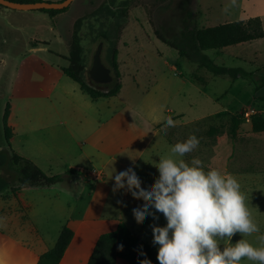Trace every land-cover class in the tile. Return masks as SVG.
Masks as SVG:
<instances>
[{
    "label": "rangeland",
    "instance_id": "obj_1",
    "mask_svg": "<svg viewBox=\"0 0 264 264\" xmlns=\"http://www.w3.org/2000/svg\"><path fill=\"white\" fill-rule=\"evenodd\" d=\"M39 1L57 3L61 0ZM230 2L74 0L54 17L42 10L22 12L0 5V55L3 56L8 47L19 54L12 55L18 60L11 61L10 68L15 67L9 81L0 77V151L7 146L4 128L6 125L11 128L12 125L11 119H6L5 123L7 102L2 101L11 85L10 94H14L15 88H20L11 98L16 105L14 122L18 128L17 136L10 145L16 154L32 160L44 171L46 162L58 152L53 144L56 135L65 132V129L70 131L71 142L64 146L67 157L52 166L54 175L65 173L71 168L67 167L68 164H72V168L91 169L90 162L83 156L73 159L80 150L79 147L72 149L73 142L75 139L83 142L87 134L83 119L77 116L78 113L72 114V105L82 106L86 114L101 112L105 117L118 110L127 121L130 119L136 124L135 128L133 124V128H130L132 134L124 132L123 123L120 122L106 134L109 143L107 151H114L115 154L113 161H108L105 166L108 179L114 171L126 170L118 164L120 158H130L125 159L128 169L133 168L131 160L139 156L134 171L146 178L148 185L153 184L157 178L155 176L159 175L153 163H158L161 157L181 159L173 156L171 147L194 134L199 138V146L182 159L190 162L192 158H199L206 172L216 169L222 174H232L241 186L254 223L260 229L258 233L244 237L237 233L231 243L244 238L253 246L260 247L257 237L264 234V133L252 131L250 118L256 113L264 115V98L261 97H264V87L260 98L251 79L215 76L181 57L159 38V34L171 39L187 28L213 27L264 14V0H236V6L226 13L224 6ZM243 8L246 15L242 12ZM74 40L81 45L83 63L88 68L93 64V56L100 42H104L102 56L107 64L110 63L109 50L116 46L122 74L118 99L104 104L102 101L94 103L80 94L72 95L73 81L54 66L70 65L67 59L69 55H64L68 51L70 54ZM206 54L218 65L240 67L264 77V38L208 50ZM54 85L58 91L66 88L68 94L58 98L55 89L50 93ZM87 103L92 107H88ZM83 110L81 115H84ZM169 117L175 121V127L164 132L161 129ZM119 132L123 138L121 148L112 140ZM136 139L138 145L134 149L130 141ZM90 147L89 143L85 145L88 151ZM105 160L100 155L94 161L100 164ZM3 174L8 175L7 170L4 169ZM109 181L114 186V174ZM12 186L8 185L2 191H6V198L11 199L10 195H14L21 204L18 198L21 189L13 192ZM36 189L39 201L43 191L54 193V190ZM5 200L0 199V264H34L38 258L34 248L21 245L18 240L22 233L19 223L21 221L27 225V215L24 216L25 213L17 208L15 212L11 211L13 213L2 211ZM63 216L67 215L51 210L46 214L38 213L35 221L45 226L48 234H51L54 223ZM159 216L166 221L163 214ZM241 264L258 262L244 258Z\"/></svg>",
    "mask_w": 264,
    "mask_h": 264
},
{
    "label": "clouds",
    "instance_id": "obj_2",
    "mask_svg": "<svg viewBox=\"0 0 264 264\" xmlns=\"http://www.w3.org/2000/svg\"><path fill=\"white\" fill-rule=\"evenodd\" d=\"M235 6L236 0H231L223 11L227 13ZM171 127H175V121L169 117L161 130L167 132ZM199 143L193 134L172 146L173 156L181 159L161 157L158 163L154 162L159 176L147 189L142 187L133 168L114 171L113 191L125 189L134 199L144 201L132 210L138 224L147 216L158 220L156 212L163 214L165 226L151 225L152 243L159 245V264H241L244 258L264 264V234L257 237L260 247L244 238L231 243L237 233L244 237L260 231L237 179L216 169L206 172L199 158L190 162L182 159L195 151ZM140 264L152 262L145 258Z\"/></svg>",
    "mask_w": 264,
    "mask_h": 264
},
{
    "label": "crops",
    "instance_id": "obj_3",
    "mask_svg": "<svg viewBox=\"0 0 264 264\" xmlns=\"http://www.w3.org/2000/svg\"><path fill=\"white\" fill-rule=\"evenodd\" d=\"M62 1V0H61ZM18 11V10H16ZM38 11V10H37ZM28 12V11H22ZM243 14L245 13V8L242 9ZM47 16V15H44ZM260 16V15H259ZM256 17V16H247L245 20L249 18ZM261 19L263 20L264 26V14H261ZM240 21V20H239ZM55 30V29H54ZM253 42V41H252ZM249 43V42H248ZM230 47V46H229ZM2 53L3 56L0 63V77L4 81H9V75L13 74L14 67L10 68L11 61L18 60V57H12V55H19L15 52L13 48L9 49ZM45 48H37V50H42ZM224 49V48H223ZM14 50V51H10ZM69 52V51H68ZM65 54L64 56H68L69 53ZM19 53V52H18ZM13 59V60H12ZM62 65L56 64L54 68L62 72L64 76H67L63 70ZM12 71L9 73V70ZM16 69V68H15ZM65 78V77H64ZM67 78H69L67 76ZM71 79V78H70ZM63 82L67 85V81L62 79ZM72 85V95L75 96L76 94H80L81 97H88L94 103H100L101 101L104 104H109L112 101L118 99V96H113L110 98H99L98 100H92L91 97L85 93L82 89L80 84L75 82L74 80ZM3 84V83H2ZM69 86V84H68ZM9 89V87H8ZM20 91V88H15L14 94ZM55 89V95L58 98H61L63 94H68L67 89H60L59 91L54 85L53 89H50V93H52ZM12 90V85L10 91ZM10 91H6L4 94V98L2 101H6L12 105V117L11 123L15 126V137L17 136L16 129L18 128L14 122L15 119V108L16 105L13 103L11 98H13L14 94H10ZM263 92V89L257 92V95L260 97ZM50 96V95H49ZM72 96V97H73ZM70 97V93H69ZM264 98L263 96H261ZM260 97V98H261ZM68 98V97H66ZM79 98V97H78ZM80 100V99H79ZM84 101V100H83ZM80 105V102L78 103ZM88 107H92L87 103ZM98 106V105H96ZM82 106H74L72 105L71 112L72 114L78 113L77 116L83 119L84 131L86 132L87 136L81 140L75 139V143L73 142V148L77 149L80 148L79 152L76 153V157L73 159L76 160L77 157L80 155L83 158L88 159L91 164V169L88 170L87 168H74L76 170L81 171L82 173V180L86 182L83 184L81 181L82 187L79 193L74 194L70 191H67L63 188L58 187H51V188H41V190H54V193L51 191H43L41 200H37V194L35 193L37 189H29L24 188L19 190V199L22 201L19 204V201L16 199L14 195L10 198H6L4 194H7L6 191L0 192V199L5 200L6 203H3L1 209L2 211L6 210V212L13 213L16 211L15 208L19 209L20 212L25 213L24 216L27 215V225L20 221V227L22 233L18 236L19 243L24 246H30L34 248V252L37 253L38 258L44 254L46 251L51 249L55 243L57 242L61 230L64 226L70 227L73 232L74 236L73 239L67 248L65 255L60 262V264H88L89 258L93 253L95 245L99 239V237L107 232L115 231L120 223V221H124L130 229H132L135 233H137L144 241L153 244V233L151 225L157 224L158 226H165L167 221H164L163 218L159 215L162 213L156 212V215L159 217L158 220H154L152 216H147L143 223L138 224L133 216V209L139 206H142L144 201L134 199L131 193H128L125 189H120L116 192L113 191V186L111 185L107 174L105 172V166L108 161H113L115 158L114 151H107L108 149V139L106 134L109 133V129L112 130L114 126H116L119 122L123 123V130L131 132L130 128H133V122L122 114L120 111L113 112L109 114L107 117L103 116L101 112L98 114H94L91 111L86 114V112L81 108ZM81 110L84 111V115H81ZM264 111V110H263ZM91 115V116H89ZM249 120V118H248ZM87 122V126H86ZM134 128L136 124L134 123ZM58 133V131L56 132ZM70 131L65 129V132L58 133L55 137V146L58 148V152L52 156V159L47 161L45 164L44 172L48 175H54L53 173V165H57V161H63L66 159L67 155L65 153L64 146L67 147L70 144ZM14 137V140H15ZM74 138V137H72ZM13 140V141H14ZM116 142L117 146L120 147V143H122L123 138L122 134L116 133L113 139ZM13 143V142H12ZM90 144V151L85 148V145ZM130 144L134 149L138 145L137 139L131 140ZM148 145V144H147ZM126 147V145H125ZM149 147V146H148ZM121 148V147H120ZM119 148V149H120ZM148 150V149H147ZM102 155L106 158L105 163L96 164L94 161L96 157ZM133 157H131L132 159ZM126 157L120 158L118 164L126 168ZM130 159V158H128ZM127 159V160H128ZM102 160V159H101ZM139 156L134 157L131 160L133 169L135 170L134 166L136 162H138ZM72 168V164H68ZM99 165V166H97ZM42 167V166H41ZM104 173V174H103ZM139 176V174H137ZM152 176V175H151ZM159 175L155 176L158 177ZM142 181V187H148L152 184L148 185L145 181L146 178L139 176ZM2 196H4L2 198ZM128 206V207H127ZM51 210H57V213L67 215L63 216L58 219L54 224L53 231L51 234L46 231L45 226H41L37 221H35V216L38 213H50ZM13 211V212H11ZM155 212V209H152ZM154 245V244H153ZM159 247V245H156ZM43 248V250H41ZM38 258H36L34 264L37 263ZM117 264H129L126 261L119 259Z\"/></svg>",
    "mask_w": 264,
    "mask_h": 264
},
{
    "label": "trees",
    "instance_id": "obj_4",
    "mask_svg": "<svg viewBox=\"0 0 264 264\" xmlns=\"http://www.w3.org/2000/svg\"><path fill=\"white\" fill-rule=\"evenodd\" d=\"M11 1L30 3L39 0ZM65 9L42 11L54 17ZM104 38L107 37L104 36ZM159 38L177 51L181 57L197 64L199 68L205 69L215 76H229L232 79L249 78L254 83L256 92L264 87V77H259L255 72H249L240 67L218 65L206 54L208 50H219L264 38V26L260 17L256 16L248 20L222 23L207 28H187L171 39L161 34H159ZM82 54L81 45L78 40H74L71 44L70 54L67 57L70 65L62 67L63 72L80 84L81 89L92 100L118 96L122 89V74L119 68L118 49L116 46L109 50V64L113 71V81L104 89H95L87 83ZM10 110H12V105L7 103L5 123L6 119H11L12 117ZM250 122L254 133H264L263 114H253ZM9 128L7 125L4 128L7 146L3 151H0V191L8 185H13V192L24 188L36 189L55 186H60V188L74 194L80 192L82 185L86 184L82 180L81 171L70 168L63 174L48 175L32 160L14 152L10 144L15 137V126L12 124L11 128ZM4 169L7 170L8 175L3 174ZM81 181H83V184H81ZM73 236V230L68 226H64L55 245L42 254L36 264H60ZM120 245H123L122 250ZM157 250L158 246L144 241L124 221H120L115 231L104 233L99 237L88 264H117L119 259L129 264H140V261L145 258L151 260L152 264H159Z\"/></svg>",
    "mask_w": 264,
    "mask_h": 264
},
{
    "label": "water",
    "instance_id": "obj_5",
    "mask_svg": "<svg viewBox=\"0 0 264 264\" xmlns=\"http://www.w3.org/2000/svg\"><path fill=\"white\" fill-rule=\"evenodd\" d=\"M74 0H62L57 3H51L46 1H37L30 3H22L11 0H0V5L9 9L18 11H36V10H62L69 7ZM103 46L104 42H100L96 52L93 56V64L90 68H85V75L89 80H92L95 84H110L113 81L112 69L107 67L103 61ZM91 86L98 89L96 85Z\"/></svg>",
    "mask_w": 264,
    "mask_h": 264
},
{
    "label": "flooded vegetation",
    "instance_id": "obj_6",
    "mask_svg": "<svg viewBox=\"0 0 264 264\" xmlns=\"http://www.w3.org/2000/svg\"><path fill=\"white\" fill-rule=\"evenodd\" d=\"M105 65H106L107 67L111 68L109 64L105 63ZM85 68H86V67H85ZM84 72H85V71H84ZM112 73H113V71H112ZM84 74H85V73H84ZM85 78H86V81H87V83H88L89 85H91V84L94 85V84H95L92 80H89L88 76L85 75ZM95 85L97 86L98 89H104L108 84H106V85H103V84H95Z\"/></svg>",
    "mask_w": 264,
    "mask_h": 264
}]
</instances>
